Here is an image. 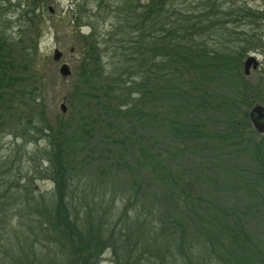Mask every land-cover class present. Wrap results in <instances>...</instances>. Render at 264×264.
<instances>
[{
	"label": "rangeland",
	"instance_id": "374dc122",
	"mask_svg": "<svg viewBox=\"0 0 264 264\" xmlns=\"http://www.w3.org/2000/svg\"><path fill=\"white\" fill-rule=\"evenodd\" d=\"M152 3L0 0V264H207L189 250L190 235L165 234L167 227L148 217L177 199L212 233L226 209H250L254 218L242 224L253 240L240 242L242 256L264 264V134L249 118L253 108H264V0H164L168 34L152 25L146 44L149 72L159 79L172 72L167 81L175 97L180 83L184 89L193 84L207 87L215 101L235 104L240 153L220 147L232 141L217 126L222 141L213 138L218 136L205 112L195 114L206 121L208 145L172 140L165 121L160 125L173 112L164 91L148 108L155 126L137 125L129 116L138 98L128 89L137 79L130 44L141 34L126 30L121 17L123 10L136 6L141 12ZM184 17L193 28L189 41L208 56L174 73V60L161 54L172 56L173 39L182 32L175 22ZM56 51L62 54L58 62ZM248 57L259 67L247 76ZM63 63L71 68L69 78L59 73ZM209 66L213 75L206 74ZM59 125L72 137L62 149L74 174L62 201L46 170L56 148L49 135ZM184 182L186 193L179 191ZM58 215L74 235L63 233ZM151 232L161 237V252L156 245L141 254L129 250L130 240L148 244ZM78 233L82 245L73 237Z\"/></svg>",
	"mask_w": 264,
	"mask_h": 264
},
{
	"label": "trees",
	"instance_id": "16d2710c",
	"mask_svg": "<svg viewBox=\"0 0 264 264\" xmlns=\"http://www.w3.org/2000/svg\"><path fill=\"white\" fill-rule=\"evenodd\" d=\"M151 1L153 2L151 7L148 6L147 9H142L140 12V8L137 9V7L134 6L131 10H123V16L121 17L126 30L141 34V39L138 42H131L130 44L133 57L131 67L135 70V73H132L137 77V79L132 81V85H130L128 89L129 91H135L138 98L134 99L132 102L133 104L128 107L127 110L132 111L129 116L134 119V122L138 123L137 125H142L144 127L147 125L155 126L158 123V120L156 116L148 113V108H150L149 106L153 108L152 105L156 107L159 103L157 95L164 91L168 93L165 98L171 101L170 107L173 112L166 114L165 120L160 119V125L165 121V126L168 127V134L171 135L170 137L172 140L177 141L180 144L188 143L189 145L203 142L201 145H208L206 140L208 137L212 139L213 136V138H216V140L219 139V142H221L222 135L220 134H223V132L214 128L217 126L227 133H224L223 135L228 136L233 144L232 146L219 144L220 147H233L240 153L242 150L240 147V135L237 138L233 134V132L238 130V123L236 122L237 119L232 113V111L236 108L233 102H229L225 100V98L218 97L215 101L214 98H211L212 95L209 94V91H207V87L206 90H196L193 84L188 85L187 88L184 89L183 85L180 83L177 87L178 95L175 97L170 92L171 87L167 81L168 76H170L172 72H170L171 74L168 73L166 75H162L160 79L158 78L159 76H155L153 73L149 72L150 67L147 57V49L149 50V47L146 48V44H150L151 38L154 35H150V27L152 25L155 26L156 33H160L161 36L168 34L166 31V22L165 20H162L163 14L161 13V6L164 0ZM126 3L128 4L129 2ZM175 25L178 29L181 27L182 32L180 33V37L178 35L179 30L174 32L177 33L178 37L173 39L172 47H174V51L172 52V56L169 52L165 54L163 49L161 55L165 58V60L166 58L169 61L174 60L171 62V64L176 68L174 73H178V67H181L183 72H187L188 66L192 65L190 63H194L195 60L204 58L208 55L204 49H200L194 45V43L192 44L189 41L188 35L193 28H188L187 18L184 17L181 20L177 19ZM134 37L137 39L138 34H135ZM152 49L158 50V47L155 46ZM209 67L211 70H209L206 74L213 75L214 73L210 72L214 71L215 68L211 66ZM194 68L196 67H192V69ZM131 86L133 87L131 88ZM149 95L150 99L148 98ZM212 102L216 103V105H213ZM189 110L191 113L190 116L187 114ZM195 111L198 112V114L202 112L207 114V121H209L210 127L216 131V136L218 137H215L213 134L212 136L210 134L207 136V126L204 124L206 121H201L200 119L198 120V116H196ZM69 134L70 131L67 127L59 125L56 130L52 131L49 135V138L52 137V145L56 144V148L54 150L55 154L50 153L51 158L48 161L50 167L46 169L48 174L47 179L54 182L55 192L58 194L61 201L64 199V193L68 194V192H65L66 189H64V186L66 185V187H68L67 184L69 183V180H71L74 176L73 170L67 159L68 151H63V149L68 148L70 145L72 137ZM198 152H202V150H199ZM236 155L239 156V154ZM184 185H187L186 182L180 183L181 190L179 191H182V193H186ZM176 188H178V184H176ZM173 201L174 202L167 201L160 206L161 210L148 215L150 219L158 218L157 221L160 222V227L173 229L171 230L165 228V234H175L174 230L178 234L186 232L185 236L190 235V241L188 243L189 250L199 259H209L210 261L208 260L209 263L207 264H211L212 262H218V264H255L254 260L250 261L248 258L245 259L244 256H242L244 250L240 245L242 240H250L251 242L253 240L251 234L247 232L246 228L242 224L245 223L247 218L248 220L251 217L254 218V214L250 209L247 210L245 206L240 208V205L226 209L224 212L226 218L223 221L215 223L216 225L214 226L216 228L213 229L212 233L211 230H205L202 226H200L196 218H192L195 217L194 214L190 213L191 216L188 215L185 211V209L187 210L186 204H180V199ZM71 203L73 202L71 201ZM236 204L237 203L234 205ZM58 205L61 206V202H59ZM252 210L256 211L255 209ZM246 211L252 212V214L246 215ZM58 219L61 224L60 226L63 229V233L67 236L74 235L72 231L70 232L68 220L60 221L59 215ZM136 228L137 227L127 230V236H131L133 230ZM148 234L150 235V237H147L149 240L148 244L144 243L141 246V241L137 242L136 240H130L128 242L129 250L131 252L135 251L136 254H141L142 250L145 251L155 247V245L158 246V240L161 238L157 236L159 234L153 232ZM73 237L80 245H82L80 241H82L83 238L80 240L81 236L79 233ZM157 249L159 250L158 252H161L162 248L158 246ZM198 262L199 260H197V263Z\"/></svg>",
	"mask_w": 264,
	"mask_h": 264
},
{
	"label": "water",
	"instance_id": "95a60500",
	"mask_svg": "<svg viewBox=\"0 0 264 264\" xmlns=\"http://www.w3.org/2000/svg\"><path fill=\"white\" fill-rule=\"evenodd\" d=\"M61 58H62V54L59 53L58 51H56L54 59L56 61H60ZM258 65L259 64L255 58L251 57V58L247 59L245 64H244L245 74L248 76L251 72V69L253 68V70H256L258 68ZM59 72L63 78H68L72 75V71L67 64H63L61 66ZM60 109H61L62 113H64V114L67 113L66 105L62 104L60 106ZM250 119H251L254 127L256 128V130L259 133L263 134L264 133V108L261 106L255 107L252 110V112L250 113Z\"/></svg>",
	"mask_w": 264,
	"mask_h": 264
}]
</instances>
